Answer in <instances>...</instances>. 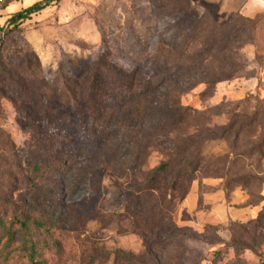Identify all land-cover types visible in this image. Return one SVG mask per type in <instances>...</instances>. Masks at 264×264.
Listing matches in <instances>:
<instances>
[{
	"label": "rangeland",
	"instance_id": "obj_1",
	"mask_svg": "<svg viewBox=\"0 0 264 264\" xmlns=\"http://www.w3.org/2000/svg\"><path fill=\"white\" fill-rule=\"evenodd\" d=\"M38 1L7 0L0 28L7 14ZM226 3L63 0L6 35L0 31V190L47 223L37 239L40 264H130L117 251L134 254L136 264L264 259V12L225 14ZM185 41L186 57L195 61L174 63L175 46ZM89 73L100 74L92 82L110 91L104 95L110 119L131 95L130 83L137 84L133 94L154 89L145 125L131 126L134 108L122 119L142 147L149 134L156 136L157 149L144 165L123 137L102 159L97 150L105 144L90 139L88 126L70 121L72 93H64ZM218 78L225 79L213 83ZM175 92L200 116L199 133L185 129L181 139L203 142L201 170L160 236L143 235L127 213V188L143 183L163 162V149L175 146L159 129L166 127L161 109ZM51 98L57 123L48 144L28 116L43 122ZM155 217L140 216L137 223L147 227Z\"/></svg>",
	"mask_w": 264,
	"mask_h": 264
},
{
	"label": "trees",
	"instance_id": "obj_2",
	"mask_svg": "<svg viewBox=\"0 0 264 264\" xmlns=\"http://www.w3.org/2000/svg\"><path fill=\"white\" fill-rule=\"evenodd\" d=\"M61 1L63 0H43L15 13L0 28L2 35L18 29L21 23L29 20L33 15L39 14ZM187 46L189 44L186 41L175 46L177 51L171 56V61L174 63L194 62V58L186 57L185 48ZM91 74H88L89 76L86 77L83 83L77 84L75 90L69 87L70 89L64 93L65 96L72 93L70 96L73 98L74 109L71 113L73 119L71 118L70 121L72 123L77 121L83 128L88 126L86 134L90 139L95 141L97 145L99 143L105 144L99 151L97 150L102 159H106L109 154L112 155L117 151L116 141L123 137L127 141L126 143H128L131 152L133 151V157L135 155L137 160L142 159V165H144L152 154L151 148L157 149L154 146L156 136L149 134L150 136H147L150 138L148 143L142 147L139 141L130 135V128L123 126L122 119L130 109L134 108L131 126L145 125L144 123L148 121V116L144 115L146 114L145 111L148 110V96L154 89L147 87L143 93L138 91L133 94L132 91H136L137 84L135 82L130 83L127 89L131 95L121 102L122 104L119 105L120 111L113 114L112 119H110L107 117L108 111L104 102V95L108 89L107 85L97 86L91 79L99 77L100 74L94 77ZM182 74H185V72ZM178 75L180 74L172 75L169 82H172L173 78ZM223 79L225 78L215 79L213 83H218ZM47 88H49V85H47ZM109 92L107 91V94ZM76 93L80 94V98H77L78 94L75 95ZM52 95L55 98L57 97L55 92H52ZM175 95L176 97L172 103H167L161 109L162 120L165 121L166 125L164 126L166 127L162 125L159 127V129H164V136L174 137L175 146L163 149V162L154 171L144 174L143 183L129 185L127 188L129 199L127 213H131L135 227L143 235L160 236L163 231V222L167 219L166 216L170 215L173 221L179 205L185 201L197 173L201 170L203 142L201 140L186 141L181 139L185 129L193 127L195 133H199L201 127L200 116L191 107L182 105L177 92H175ZM55 98H51L50 102L45 105L44 109L47 111V115L43 122H38L32 116H28L31 128L35 125L40 137L44 138L48 144H52L50 129L57 123V118H55L57 114H51L54 110ZM82 141L83 144H87L89 140L84 138ZM37 168L38 166H35V169ZM147 214L159 217L158 219L155 217L153 220H148L147 227H141L137 223L138 217ZM119 216L122 218L123 215L119 214ZM172 227L177 229L175 222H173ZM45 232H48L45 221L21 210L18 205L8 201L0 190V264H40L38 262L39 242L37 239L39 234ZM114 255L127 263H138V259L132 253L117 251ZM259 264H264V259Z\"/></svg>",
	"mask_w": 264,
	"mask_h": 264
},
{
	"label": "crops",
	"instance_id": "obj_3",
	"mask_svg": "<svg viewBox=\"0 0 264 264\" xmlns=\"http://www.w3.org/2000/svg\"><path fill=\"white\" fill-rule=\"evenodd\" d=\"M41 1H43V0H41ZM228 1L229 0H227V3L224 4L221 8L222 12L225 14H232V13L241 12V13L247 15L248 17H250L252 13L258 14V13L264 12V0H261V3L258 2L257 0H244L241 3L233 2V3H229V4H228ZM38 2H40V1H38ZM24 9H26V8H24ZM16 13H18V12H16ZM14 14L15 13L7 14V16L4 17L5 21Z\"/></svg>",
	"mask_w": 264,
	"mask_h": 264
},
{
	"label": "built area",
	"instance_id": "obj_4",
	"mask_svg": "<svg viewBox=\"0 0 264 264\" xmlns=\"http://www.w3.org/2000/svg\"><path fill=\"white\" fill-rule=\"evenodd\" d=\"M6 3H7V0H0V12L3 10Z\"/></svg>",
	"mask_w": 264,
	"mask_h": 264
}]
</instances>
